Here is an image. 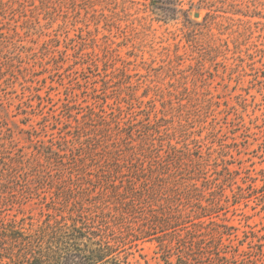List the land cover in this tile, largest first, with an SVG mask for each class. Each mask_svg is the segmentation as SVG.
I'll use <instances>...</instances> for the list:
<instances>
[{
    "label": "rangeland",
    "instance_id": "374dc122",
    "mask_svg": "<svg viewBox=\"0 0 264 264\" xmlns=\"http://www.w3.org/2000/svg\"><path fill=\"white\" fill-rule=\"evenodd\" d=\"M127 133L148 167L170 139L210 214L202 231L264 264V0H0V185L54 153L114 169ZM14 192L0 186V220L52 213V193ZM160 236L127 240L128 263L165 264Z\"/></svg>",
    "mask_w": 264,
    "mask_h": 264
},
{
    "label": "trees",
    "instance_id": "16d2710c",
    "mask_svg": "<svg viewBox=\"0 0 264 264\" xmlns=\"http://www.w3.org/2000/svg\"><path fill=\"white\" fill-rule=\"evenodd\" d=\"M133 136L126 134L124 150L115 147L118 177L114 176L115 167L104 165L98 167L96 175L84 173L86 155L67 160V153H54L46 168L24 161L21 171L8 169L12 185L0 186L9 195L15 191L19 202L37 194L46 199L41 194L52 193L47 204L52 213L37 223L0 220V264H129L125 255L127 240L155 234H161L158 243L165 264H239L235 259L239 252L235 251L234 259L229 258L221 239L202 231L201 219L210 214L201 205L197 184L184 182L177 165L180 156L175 154L180 151L172 141L168 142L171 152L161 156L163 149L159 150L148 167L145 150L141 154L134 151ZM144 137L151 138V134L140 138ZM124 151L135 157L126 165L119 159ZM80 161L82 166L78 165ZM65 174L68 179L61 178ZM29 179L39 185L34 189L20 185ZM15 183L18 187L13 186ZM109 190L114 196L112 201L107 198ZM188 223L197 229L187 230L184 226Z\"/></svg>",
    "mask_w": 264,
    "mask_h": 264
}]
</instances>
